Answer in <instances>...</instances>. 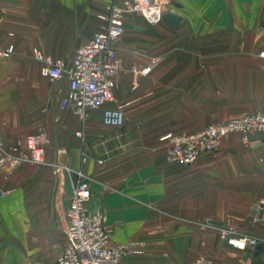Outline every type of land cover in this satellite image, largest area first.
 <instances>
[{"label":"crops","instance_id":"0c3cea01","mask_svg":"<svg viewBox=\"0 0 264 264\" xmlns=\"http://www.w3.org/2000/svg\"><path fill=\"white\" fill-rule=\"evenodd\" d=\"M130 1L0 0V50L13 49L0 56V140L48 138L43 164L0 172L9 189L0 199V264H52L63 251L73 180L54 165L89 178L87 210L103 215L109 247H143L128 264H264V134L248 144L229 135L190 166L169 162L160 141L262 108L264 0H159L179 15L175 27L128 13L113 101L83 120L62 105L67 80L43 77L33 52L69 63L106 26L110 5ZM119 106L124 125L106 126L104 110ZM220 228L261 241L236 250Z\"/></svg>","mask_w":264,"mask_h":264},{"label":"built area","instance_id":"2783aa9c","mask_svg":"<svg viewBox=\"0 0 264 264\" xmlns=\"http://www.w3.org/2000/svg\"><path fill=\"white\" fill-rule=\"evenodd\" d=\"M128 13L142 16L150 25L162 22L166 14L165 4L159 0H132L122 5L112 3L106 18V26L83 45L77 47L69 63L54 60L34 50V58L40 63V73L50 81L66 79L69 87L68 97L62 105L72 104L74 112L85 119L87 113L99 110L113 101L115 77L121 70L116 55L115 44L124 33V19ZM12 47L0 50V56L12 54ZM264 62V50L258 52ZM133 72L146 74L150 67ZM123 112L119 109H107L103 113V121L107 126L120 127L123 124ZM240 133L243 139L252 134H264V106L256 113L231 119L222 123L209 125L194 133H167L160 141L167 145V160L183 166L193 165L204 153H212L219 149L221 141L230 134ZM77 135H81L78 132ZM48 138L42 134L27 135L23 142L6 147L0 140V172L14 169L23 163L43 164L45 162V146ZM56 170L67 171L73 180L72 195L65 212L67 220V243L52 264H128L125 258L140 257L144 254L141 245L129 242L117 247H109V229L104 223L101 213H89L87 203L91 198L90 180L82 171L54 165ZM9 189L0 187V199L8 195ZM264 208L260 201L257 209ZM253 223L263 222V218L254 216ZM220 238L229 247L245 251L255 247L261 240L249 236H237L229 228L219 229ZM248 237L243 250L230 244V240ZM210 264L199 257L191 264Z\"/></svg>","mask_w":264,"mask_h":264},{"label":"water","instance_id":"95a60500","mask_svg":"<svg viewBox=\"0 0 264 264\" xmlns=\"http://www.w3.org/2000/svg\"><path fill=\"white\" fill-rule=\"evenodd\" d=\"M162 20L166 23H168L171 26H177L180 20L179 15H177L173 11H168L166 14L163 15Z\"/></svg>","mask_w":264,"mask_h":264},{"label":"rangeland","instance_id":"374dc122","mask_svg":"<svg viewBox=\"0 0 264 264\" xmlns=\"http://www.w3.org/2000/svg\"><path fill=\"white\" fill-rule=\"evenodd\" d=\"M127 15V14H126ZM126 15H125V17H126ZM150 70H151V67H150ZM263 106H264V102H263V105H262V108H263ZM123 107L124 106H119L118 108H116V109H119V110H121L122 112H123ZM261 108V109H262ZM260 109V110H261ZM259 110V111H260ZM259 111H257V112H259ZM104 113V112H103ZM256 113V112H255ZM253 114V113H252ZM247 115H250V114H247ZM243 116H246V115H243ZM123 117H124V112H123ZM239 118V117H238ZM235 119V118H234ZM103 123H104V121H103ZM222 123V122H221ZM214 124H218V123H214ZM214 124H209V125H214ZM124 125V120H123V124L120 126V127H112V126H108V127H111V128H121L122 126ZM209 125H207V126H209ZM107 126V125H106ZM207 126H205V127H207ZM202 129V128H201ZM195 130V129H194ZM200 130V129H199ZM183 133H187V132H183ZM194 133V132H193ZM172 134V133H171ZM180 134V133H179ZM234 134H240V133H234ZM230 135H232V134H230ZM240 135H242V134H240ZM253 135V134H252ZM252 135H249L248 137H247V140H244L243 139V135H242V140H243V142L244 143H246V144H248L249 143V140H250V137L252 136ZM226 137H228V136H226ZM225 137V138H226ZM225 138H223V139H225ZM223 139H222V141H223ZM222 141H221V143H222ZM167 146V145H166ZM218 150V149H217ZM216 150V151H217ZM252 237V236H251Z\"/></svg>","mask_w":264,"mask_h":264},{"label":"clouds","instance_id":"9594fccd","mask_svg":"<svg viewBox=\"0 0 264 264\" xmlns=\"http://www.w3.org/2000/svg\"><path fill=\"white\" fill-rule=\"evenodd\" d=\"M248 241V237H244L240 240H230L229 243L235 245L236 247L240 248L241 250H243V248L245 247V244ZM197 264H201L200 261H197Z\"/></svg>","mask_w":264,"mask_h":264}]
</instances>
